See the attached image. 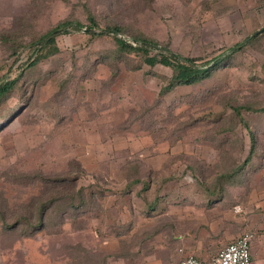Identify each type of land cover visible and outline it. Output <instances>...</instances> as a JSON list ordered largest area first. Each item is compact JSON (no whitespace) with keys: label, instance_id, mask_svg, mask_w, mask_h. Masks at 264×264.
<instances>
[{"label":"rangeland","instance_id":"374dc122","mask_svg":"<svg viewBox=\"0 0 264 264\" xmlns=\"http://www.w3.org/2000/svg\"><path fill=\"white\" fill-rule=\"evenodd\" d=\"M90 17L100 27H121L119 38L133 45L142 35L198 66L237 44L247 47L230 67L165 95L171 70L119 57L113 36L61 28L52 35L53 55L28 66L29 44L61 22L89 25ZM263 28L264 0H0V84L18 79L21 88L0 102V110L19 109L0 129V212L9 221L30 215L46 176L76 178L77 191L83 186L94 195L89 211L63 225L4 233L0 221V264H70L81 247L105 259L117 232L148 220L144 211L156 192L165 196L160 215L199 222L213 214L197 196L195 175L212 181L247 158L246 185L231 189L233 208L246 199L257 206L264 187V114L255 111L264 107V32L256 33ZM241 106L254 110L235 112ZM242 118L250 129L239 125ZM133 175L151 187L129 190ZM21 176L36 181L21 184Z\"/></svg>","mask_w":264,"mask_h":264},{"label":"trees","instance_id":"16d2710c","mask_svg":"<svg viewBox=\"0 0 264 264\" xmlns=\"http://www.w3.org/2000/svg\"><path fill=\"white\" fill-rule=\"evenodd\" d=\"M90 24L84 25L78 21L66 20L61 22L56 28H53L49 32L41 35L32 45L27 47H34L33 55L28 60V66L33 67L40 62L46 61L49 57L53 55L56 51L55 38L52 35L57 32L59 29L64 28L66 32L71 28L76 31L84 30L87 34L93 37H105L113 36L114 41L117 44V55L126 59L131 57H136L140 61V64L149 69H153L157 66L168 68L171 70L172 74L167 85L162 90V95L174 91L176 88L181 86H196L206 79H209L213 72L220 68L230 67L234 57L245 51V45L237 44L232 48L226 51V55H220L213 59L211 62L206 63L205 66H198L194 62L196 59L193 58H183L180 55L174 53L168 44H160L158 41L146 38L145 36H133V44L119 38V35L124 33V30L117 25H110L106 27H100L93 17L89 18ZM46 49V53L44 52ZM157 52H152V51ZM16 53V52H15ZM35 58L34 60H31ZM127 60V59H126ZM213 64L210 66V64ZM152 72V71H150ZM1 85V84H0ZM21 89L18 85V79H13L12 81L6 82L0 86V102L4 99L10 92ZM254 110L251 107H237L235 112L241 114L242 110ZM17 111H12L9 109L0 110V129L3 128L16 114ZM21 110V109H20ZM260 111L264 114V107L260 109H255V111ZM13 112V114H12ZM239 125L244 126L246 129H250L249 124L246 119L242 118L239 121ZM235 127L224 128L223 132L220 134L228 133L229 131L234 130ZM251 132V130H249ZM250 155L255 152V141L253 138V133L250 135ZM249 159L245 160V164L234 165V167L225 168L221 173L217 174L215 180L208 181L205 177H199L195 175V180L200 185L199 193L197 196L204 199L206 207L211 209L219 203H224L225 201H230L233 203L234 195L231 193V189H238L246 185V181L242 178L245 176L248 171L247 162ZM132 180L130 181V187L133 188L137 183L143 184V189L146 191L151 187V182L143 181L138 178V175H133ZM19 180V179H17ZM42 181L41 195L34 197L30 208H28L30 215H19L14 220H7L4 213L0 212V221L3 227V232H13L19 228H33L38 230H44L48 226L55 224L63 225L68 218H73L76 215H79L81 212H87L92 207L91 200L94 201V195L85 190L82 186L77 191L76 178H66L60 177L58 179H52L49 176L40 179ZM36 180L25 176H21V184H31ZM128 190V191H129ZM84 192H87L86 197ZM163 194L156 192L154 200L146 207L144 211L148 217L149 226H146L142 229L138 235H142L146 238H151L155 233L162 232L169 226L170 219L165 217V215H160L166 210L165 205V196L163 199ZM241 197V195H239ZM207 202V203H206ZM241 203V201H240ZM91 204V205H90ZM25 212V211H24ZM53 212L58 213L59 215H51ZM62 214V215H61ZM128 229H122L116 233L117 239H119L121 250L116 253H110L106 255V258H119L123 251L129 249V244L127 240H122L123 235H128V232L131 228L128 225ZM138 235H133V238H137ZM127 238V237H126ZM134 243V242H133ZM99 255L90 256L89 252L81 247L76 249L75 254L71 257L70 264H108V260ZM69 264V263H66Z\"/></svg>","mask_w":264,"mask_h":264},{"label":"crops","instance_id":"0c3cea01","mask_svg":"<svg viewBox=\"0 0 264 264\" xmlns=\"http://www.w3.org/2000/svg\"><path fill=\"white\" fill-rule=\"evenodd\" d=\"M258 196L255 207L251 200L241 201L239 213L234 211L231 200L219 203L216 205L219 207L209 209L213 215H204L197 219L199 222L185 215H165L170 219L169 226L151 238L138 235L150 225L146 220L123 235L121 239L128 241L129 249L108 264H178L186 255L210 261L245 232L253 234L251 251L255 264H264V187ZM214 210L217 213L214 214ZM133 235L138 237L133 238ZM116 242L113 253L121 250L119 239Z\"/></svg>","mask_w":264,"mask_h":264},{"label":"built area","instance_id":"2783aa9c","mask_svg":"<svg viewBox=\"0 0 264 264\" xmlns=\"http://www.w3.org/2000/svg\"><path fill=\"white\" fill-rule=\"evenodd\" d=\"M241 210L240 206L235 208L236 213ZM252 240L253 234L245 232L221 249L210 261L201 260L194 255H186L178 264H255L251 251Z\"/></svg>","mask_w":264,"mask_h":264},{"label":"water","instance_id":"95a60500","mask_svg":"<svg viewBox=\"0 0 264 264\" xmlns=\"http://www.w3.org/2000/svg\"><path fill=\"white\" fill-rule=\"evenodd\" d=\"M59 32H60V31H57V32H55L54 34H57V33H59ZM262 32H264V28H263L261 31H259L258 33H256V35H257V34H260V33H262ZM1 85H2V84H1ZM1 85H0V86H1Z\"/></svg>","mask_w":264,"mask_h":264}]
</instances>
